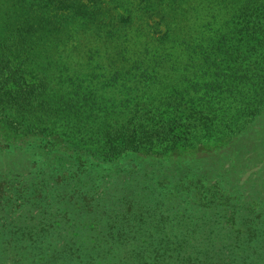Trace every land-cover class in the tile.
<instances>
[{"label": "trees", "instance_id": "trees-1", "mask_svg": "<svg viewBox=\"0 0 264 264\" xmlns=\"http://www.w3.org/2000/svg\"><path fill=\"white\" fill-rule=\"evenodd\" d=\"M20 1L0 0V124L21 137L0 144V264H264V137L243 145L234 126L264 113V0ZM76 42L105 71L83 74L98 77L93 94L64 84L59 60L46 76L59 89L31 83L36 61L10 48L81 51ZM218 62L238 66L244 106L231 117L187 89L219 74ZM170 63L182 70L171 90H106L110 67L153 85ZM68 95L98 97L118 126L100 127L105 108L85 114ZM179 143L198 152L168 158Z\"/></svg>", "mask_w": 264, "mask_h": 264}, {"label": "rangeland", "instance_id": "rangeland-1", "mask_svg": "<svg viewBox=\"0 0 264 264\" xmlns=\"http://www.w3.org/2000/svg\"><path fill=\"white\" fill-rule=\"evenodd\" d=\"M20 3H23V0H21ZM57 13L58 15L60 14L59 11ZM16 29H18L19 33H16L14 35H17V36L20 34L24 35L23 34L24 26L17 24ZM47 30L48 29H45L43 31L47 32ZM17 36L14 38V40L18 39ZM83 45L84 43L81 45L80 43L76 42L74 47L79 48L82 46V50L81 51L75 50L72 47L70 50H68L65 53L55 52L53 50H48V49H45L46 50L45 51L43 47L38 48L35 52H32V51L28 52V51L18 50V48L14 46L13 44L10 48L12 49L11 51L15 53V56L16 55L19 56L20 59L31 58L36 61L34 65L31 64L29 61L26 62L28 63L29 66H34V67H29L28 69L29 74L27 77L31 83L41 84L42 82H44L46 84H50L55 89H59V84L57 85L51 84L46 78V76L49 78L50 75L58 71V68L56 67L58 63L56 60H59V61H63V64H65V67H68L65 73L71 74L70 75L71 77H69L68 80L64 82V84L72 85L75 88H78V87L83 88L87 85H91L90 88L92 89H90L89 93L93 94V92L96 91L95 89H98L101 86V83L99 82L98 77L96 79L90 78L87 80H83L82 77L86 75L88 72L94 75H100L104 73L105 71L103 68H96V67H93L92 65H87V62L89 60L85 59L86 53L81 54V52L84 49ZM178 67H181V65L177 63H170V65L159 67L157 69L158 79L155 80V82L152 85V82L150 81L143 82V83H139V82L137 83L135 81H125L123 79L118 78V76L120 75L122 76L125 75L127 71L129 70L128 65L118 64L116 66L110 67V69L106 72V73H110L105 78L106 79V90L108 91L107 87H110V91H111L110 96H115L118 93V90L122 86H127L128 88L129 87L133 88L134 86H137V85L153 86L154 89H156V91L158 92L159 89H161L162 86H164V84H170L169 87L171 90V84L174 81V77L176 75H179L180 72H182V70L181 71L177 70ZM234 68H238V66L235 65L234 63L233 64H230V63L221 64V62H218V69L220 73L217 74L214 78L211 75L210 79L205 83L198 84L196 82H188L192 84L191 87L188 88L187 83L185 84V86L187 87L188 90H190L191 93H196L199 90L203 89L204 91L203 98L206 99L207 101L209 100L213 101V104L209 105L210 110L208 111H214L215 113L221 114V117L222 115H225L227 117H231V115H237V112L240 111L238 107H240L241 105L244 106V99L242 101H234V94L238 95L239 91H241V89L238 87L240 75L236 72ZM74 72L82 73V76L77 77L75 74H73ZM70 78H73V79H70ZM90 80H93V83L90 82ZM179 80H180V83L183 84V82L190 81L192 79L188 78L186 75H183L179 77ZM158 87H161V88H158ZM249 88L250 86L245 89V97L248 94ZM185 95L187 94H184L183 96ZM228 98H230V100ZM63 100L72 101L74 103L77 102L78 108L81 107L82 108L81 111L85 114H96L100 116L102 113H104V108H105V115H103V117L105 119H109L110 121L108 123L106 122L98 123L99 126L100 127H104V126L111 127L112 124L114 125V127L118 126V124H114V123H115V119L119 118V114H117L116 110H114L113 108L110 109L104 106V102L99 100L98 97H94L92 100L90 99V97H87V98L81 97L79 99L78 97L74 95H68ZM226 102L228 103V107L224 108V104ZM215 103H217L218 105L217 106L214 105ZM205 107L206 106H204L203 108H199V109L196 108V109L200 110L201 112H207ZM193 109L190 108V109H187L186 111H190ZM163 110H167V108ZM249 116L250 114H246L242 121H240L237 124H234V126L237 127V129H239L240 132H242V135L240 136H242L241 144L243 145L246 143H249V144L256 143L257 140H260L262 137H264V113L262 115L260 114L256 116V118L255 117L248 118ZM161 124L162 122L159 123V126ZM19 140H21L20 136L16 135L14 131H11L10 128L0 124V144L6 145V146L14 145L15 147L18 148ZM213 146H214L213 144H207L204 146V149L209 150ZM260 149L261 148L259 147L251 145V146L246 147V152L249 153L250 155L251 154L258 155V153L260 152ZM177 150H178L177 153H170V156L168 155L167 157L171 158L172 160H177L176 158L179 155L181 157H185L190 154H193V152L196 153L195 151H197L198 149L196 148L193 149L189 147L187 148L183 146V144L179 143L177 144ZM203 152H206V151H203ZM253 157H256V156H253ZM29 159H35V158H29ZM261 159H264V155ZM67 163L68 162L65 161L62 164H59V167L69 169L70 164L69 163L67 164Z\"/></svg>", "mask_w": 264, "mask_h": 264}]
</instances>
